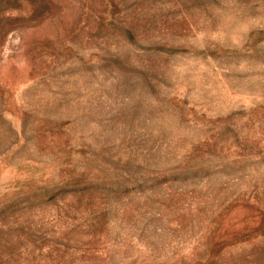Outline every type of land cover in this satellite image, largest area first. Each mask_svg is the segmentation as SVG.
Returning a JSON list of instances; mask_svg holds the SVG:
<instances>
[{
	"label": "rangeland",
	"instance_id": "obj_1",
	"mask_svg": "<svg viewBox=\"0 0 264 264\" xmlns=\"http://www.w3.org/2000/svg\"><path fill=\"white\" fill-rule=\"evenodd\" d=\"M0 264H264V0H0Z\"/></svg>",
	"mask_w": 264,
	"mask_h": 264
}]
</instances>
